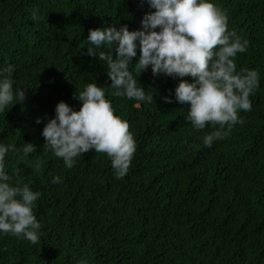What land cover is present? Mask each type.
I'll return each mask as SVG.
<instances>
[{
    "label": "trees",
    "instance_id": "trees-1",
    "mask_svg": "<svg viewBox=\"0 0 264 264\" xmlns=\"http://www.w3.org/2000/svg\"><path fill=\"white\" fill-rule=\"evenodd\" d=\"M213 2L249 41L237 70H257L260 83L252 110L239 112L244 123L208 147L214 126L196 130L185 119L190 104L175 100L181 78L154 77L151 67L139 75L138 49L130 70L147 94L154 89L151 103H138L115 96L106 63L86 54L90 29L139 30L154 11L147 0H0V72L25 91L0 113V144L16 149L5 158L11 182L41 193L42 224L35 245L0 233V264H264V0ZM93 81L136 141L123 179L106 153L89 151L68 169L45 146L57 103L79 110L77 91ZM26 143L35 152L25 153ZM57 175L62 182L52 183Z\"/></svg>",
    "mask_w": 264,
    "mask_h": 264
},
{
    "label": "clouds",
    "instance_id": "clouds-1",
    "mask_svg": "<svg viewBox=\"0 0 264 264\" xmlns=\"http://www.w3.org/2000/svg\"><path fill=\"white\" fill-rule=\"evenodd\" d=\"M154 11L145 13L139 30L130 31L124 25L94 28L87 37V55L98 58L107 65L113 94L138 103H151V95L138 84L130 70L134 66L140 75L151 67L154 77L161 75L181 78L175 88V100L190 104L186 121L196 130L211 123L214 131L203 137L204 145L211 147L217 140L226 138L232 128L243 124L239 112L251 111L250 96L259 87L260 74L255 69L237 70L235 57L247 51L249 41L233 29H228V16L213 0H147ZM108 51L100 50L104 47ZM99 50V51H98ZM115 50V55L113 54ZM13 66L6 71L11 73ZM190 76L192 80L182 79ZM142 85V86H141ZM76 99L82 102L79 110L65 101L56 105L55 116L49 118L42 130L45 146L62 158L72 169L77 158L89 151L106 153L117 179L129 172L137 149L129 123L115 114L105 88L95 81L77 91ZM25 99V91L14 88L13 81L0 72V113ZM171 103V97H164ZM36 122H42L37 118ZM219 125L218 128H215ZM25 153L35 152L26 143ZM16 149L0 144V233H11L30 241L40 242L42 224L34 209L41 198L28 183L11 182L6 171L7 153ZM60 176L52 183H61ZM78 264H88L82 259Z\"/></svg>",
    "mask_w": 264,
    "mask_h": 264
}]
</instances>
